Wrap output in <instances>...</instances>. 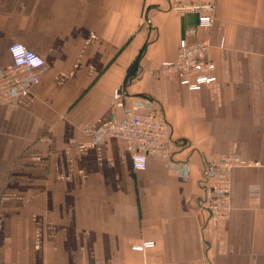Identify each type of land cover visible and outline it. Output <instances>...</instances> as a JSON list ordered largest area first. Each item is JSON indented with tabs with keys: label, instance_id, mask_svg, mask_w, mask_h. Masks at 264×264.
Segmentation results:
<instances>
[{
	"label": "crops",
	"instance_id": "crops-1",
	"mask_svg": "<svg viewBox=\"0 0 264 264\" xmlns=\"http://www.w3.org/2000/svg\"><path fill=\"white\" fill-rule=\"evenodd\" d=\"M171 1L0 0V71L23 75L13 44L44 60L0 102V264H264V0H208L214 26L189 40L210 38L217 81L193 92L165 64L197 16ZM133 101L175 141L143 171L123 141L87 143ZM228 155L259 166L232 170L230 216L212 221L201 178Z\"/></svg>",
	"mask_w": 264,
	"mask_h": 264
},
{
	"label": "built area",
	"instance_id": "built-area-1",
	"mask_svg": "<svg viewBox=\"0 0 264 264\" xmlns=\"http://www.w3.org/2000/svg\"><path fill=\"white\" fill-rule=\"evenodd\" d=\"M216 3L208 0H173L170 10L176 14H195L197 25L186 30L185 36L179 41L177 59L165 65L179 73L181 84L189 91H199L203 86L217 81L216 64L209 57L211 40L206 37L201 40L190 41L198 30L210 31L216 20ZM149 27V20L146 21ZM15 45V44H13ZM12 65L7 71H22L21 77H9L5 71H0V102H10L18 97L26 96L31 87L39 82V76L27 70H37L43 67L44 60L24 45L26 53L21 55L26 63L18 64L11 51ZM27 53L38 58L42 63L38 66L27 64ZM114 100L118 106H123L126 92L122 88L114 91ZM138 102L133 101L125 110L121 119L114 120L91 132L89 145L96 144L104 138H115L126 144L130 154L133 169L143 171L147 168L148 158L156 156L171 159L174 155V139L172 126L168 122L163 110L147 114H140ZM259 166L242 159L240 156L228 155L221 159L207 161L201 178V185L207 191L206 208L210 219L218 221L226 219L231 213V172L236 167ZM154 247L153 242H146L135 247L136 250Z\"/></svg>",
	"mask_w": 264,
	"mask_h": 264
},
{
	"label": "clouds",
	"instance_id": "clouds-1",
	"mask_svg": "<svg viewBox=\"0 0 264 264\" xmlns=\"http://www.w3.org/2000/svg\"><path fill=\"white\" fill-rule=\"evenodd\" d=\"M11 51L18 64L23 65L26 63L25 59L21 58V55L26 53V50L23 48L22 45H13ZM40 63H42V61H40L38 58H34L31 53H27V64L29 66H38Z\"/></svg>",
	"mask_w": 264,
	"mask_h": 264
},
{
	"label": "rangeland",
	"instance_id": "rangeland-1",
	"mask_svg": "<svg viewBox=\"0 0 264 264\" xmlns=\"http://www.w3.org/2000/svg\"><path fill=\"white\" fill-rule=\"evenodd\" d=\"M2 223H4V221L2 220V219H0V226H1V224ZM37 253V252H36ZM39 253H37V255H38ZM35 261L37 262L38 261V256L35 258Z\"/></svg>",
	"mask_w": 264,
	"mask_h": 264
},
{
	"label": "trees",
	"instance_id": "trees-1",
	"mask_svg": "<svg viewBox=\"0 0 264 264\" xmlns=\"http://www.w3.org/2000/svg\"><path fill=\"white\" fill-rule=\"evenodd\" d=\"M135 63H136V61H135Z\"/></svg>",
	"mask_w": 264,
	"mask_h": 264
}]
</instances>
